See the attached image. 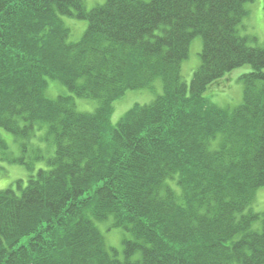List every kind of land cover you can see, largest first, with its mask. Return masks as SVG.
Here are the masks:
<instances>
[{
	"label": "trees",
	"instance_id": "trees-1",
	"mask_svg": "<svg viewBox=\"0 0 264 264\" xmlns=\"http://www.w3.org/2000/svg\"><path fill=\"white\" fill-rule=\"evenodd\" d=\"M252 1L0 0V156L31 173L0 189V264H264V217L245 212L264 186V42L239 30ZM63 16L88 21L79 41ZM246 64L242 103L204 97ZM158 80L112 123L116 100ZM50 81L69 93L49 98ZM105 220L128 234L122 258Z\"/></svg>",
	"mask_w": 264,
	"mask_h": 264
},
{
	"label": "rangeland",
	"instance_id": "rangeland-1",
	"mask_svg": "<svg viewBox=\"0 0 264 264\" xmlns=\"http://www.w3.org/2000/svg\"><path fill=\"white\" fill-rule=\"evenodd\" d=\"M105 1L106 0H84V3L86 9L91 10L97 5L105 3ZM246 9L248 13L242 19L239 26L240 34L249 38V44L251 46L262 45L264 42V0H254L252 2H248L246 3ZM63 19L71 31L70 41H79L88 27V21L70 16H63ZM202 48V38L200 36L194 38L190 46L189 57L182 64V76L188 85L191 84L193 74L201 64L200 53ZM251 71V65L246 64L229 72L225 75L223 80H220L219 84L210 85L204 92V97L219 107L233 108L238 106L243 101L244 88L240 77ZM49 84L50 85L46 89V95L49 98H56L59 95L69 93L66 87L57 81H50ZM161 93H163V87L160 80L156 82V87L153 90H128L114 103L115 108L112 115V123L116 124L120 121L126 112H128L135 104L150 103ZM75 101L77 109L80 111H93L96 106V103L91 100L76 98ZM43 133L44 131H41V134ZM33 142L34 143L31 145L33 147L37 144L40 145V148L46 151L45 155L47 154L48 156V153L51 151L53 153V146L49 143L38 139H35ZM49 147L51 150H47ZM9 151H11L10 154H14L15 156L20 155L21 151L18 146V142L12 143ZM0 164L2 166L0 169V189L7 187L17 178L27 180L29 174H31L23 165L3 161L1 160V156ZM45 165V162H38L35 166L36 169H38L39 167H44ZM250 210L260 213L261 217L259 220L254 222L253 228L261 229L262 219L264 217V186L257 189L254 202L245 210V212H249ZM110 225L111 220L97 222L98 228L104 234L107 247L116 249L119 257L122 258L124 248L123 242L128 234L123 229L111 228ZM137 257L138 255L134 256V258Z\"/></svg>",
	"mask_w": 264,
	"mask_h": 264
}]
</instances>
